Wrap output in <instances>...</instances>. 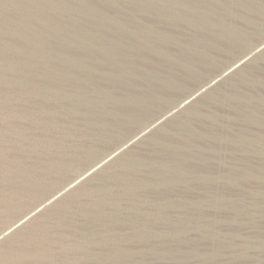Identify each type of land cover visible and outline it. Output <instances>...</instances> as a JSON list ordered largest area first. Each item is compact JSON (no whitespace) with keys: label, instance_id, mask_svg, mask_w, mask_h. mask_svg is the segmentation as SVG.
I'll use <instances>...</instances> for the list:
<instances>
[{"label":"rangeland","instance_id":"374dc122","mask_svg":"<svg viewBox=\"0 0 264 264\" xmlns=\"http://www.w3.org/2000/svg\"><path fill=\"white\" fill-rule=\"evenodd\" d=\"M0 234V264H264V0H0Z\"/></svg>","mask_w":264,"mask_h":264},{"label":"bare ground","instance_id":"6f19581e","mask_svg":"<svg viewBox=\"0 0 264 264\" xmlns=\"http://www.w3.org/2000/svg\"><path fill=\"white\" fill-rule=\"evenodd\" d=\"M238 62V61H237ZM236 64V63H235ZM235 64L233 65V66H231L230 68H232V67H234L235 66ZM188 99V98H187ZM187 99H185L183 102H185ZM80 178V175L79 176H77V177H75L71 182H69L67 185H66V187L67 186H69V185H72L74 182H76L78 179ZM55 196V194H53L52 196H50L49 198H48V200L50 199V198H52V197H54ZM37 210V208L36 209H32V210H30L26 215H24L23 217H26L27 215H30V214H32V213H34V211H36ZM1 235V234H0Z\"/></svg>","mask_w":264,"mask_h":264}]
</instances>
